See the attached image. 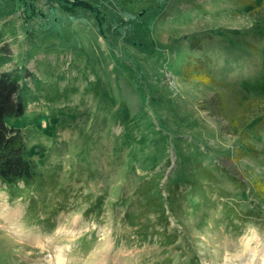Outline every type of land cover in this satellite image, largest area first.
I'll use <instances>...</instances> for the list:
<instances>
[{
  "label": "rangeland",
  "instance_id": "obj_1",
  "mask_svg": "<svg viewBox=\"0 0 264 264\" xmlns=\"http://www.w3.org/2000/svg\"><path fill=\"white\" fill-rule=\"evenodd\" d=\"M2 55L29 103L6 123L51 197L26 216L27 200L0 189V264H264L256 195L232 190L250 217L240 233L230 202L182 172L186 156H217L240 180L264 179V0H0ZM189 58L211 62L210 88L182 82ZM159 148L184 189L144 238L153 216L133 189Z\"/></svg>",
  "mask_w": 264,
  "mask_h": 264
},
{
  "label": "trees",
  "instance_id": "obj_2",
  "mask_svg": "<svg viewBox=\"0 0 264 264\" xmlns=\"http://www.w3.org/2000/svg\"><path fill=\"white\" fill-rule=\"evenodd\" d=\"M79 5L84 9H93L86 2H80ZM10 61L9 57L5 55L0 56V68ZM210 64L211 62L209 60L187 59L184 62L181 72L182 82L195 84L198 88H210L213 85V78L209 69ZM27 96V91L23 88L20 77L14 76L13 72H0V189L9 194L10 197H17V199L24 198V200H27L26 216L28 209L35 204L37 198H40V194H43V202L49 200L51 197L48 188L40 186V183L43 181V176L37 166L24 158L25 142L23 135L18 129L8 126L6 123L9 119L21 118L25 115L29 106ZM234 126L236 125L232 124L233 131L229 129L230 126H226V133L228 132V135L234 133ZM246 140L248 138L245 139L242 137L241 139L240 135H238L237 141L234 144L235 152L236 155H239V159L244 158L246 156L245 154L251 153V147H249V143ZM198 152L200 151L198 150ZM219 153L224 154L223 157L225 159H230L231 153L229 150ZM153 155L156 164L143 170V175L137 178L135 188L133 189L136 198L140 201V210H143L142 212L145 213V218L150 220V215L153 216L151 223L144 227V238H146L147 231L151 228L154 231L152 226L155 227V225H158L164 227L168 224L169 216L167 217L165 203L168 202L172 206L173 204L170 200L172 199L175 203L174 197L176 192L181 190V188L184 189V186L179 181H175V184L171 182L173 180L171 177H174L176 172H178L179 165L176 163V169L169 171L168 168H171L173 165H170L171 160L168 158L169 155H166L165 148H159L153 152ZM216 158L217 156L208 165H203L197 158L191 159L186 156L182 167V172L187 174L186 185L188 188L190 187L194 190L199 187H209L210 193L208 192V195L213 197L215 193H219L220 198L227 199L230 204L227 205L224 216L228 220H231L230 222L233 224L236 223L235 221L238 222L234 227L239 228V232L243 224L248 222L250 217L249 214H238L235 211L237 205L233 199L234 195H231L232 190L235 189L237 192L247 194L254 193L258 200L255 203L256 209L261 214L264 212V179L255 175L247 181L240 180L218 163ZM165 178L168 181V185L167 182L163 183ZM224 179L231 184L232 188L230 190L228 188L223 189L222 183ZM247 184L250 185V188L247 187ZM171 189H173V193ZM176 204L169 210L171 213L174 212V208H177ZM251 204L253 206V203ZM189 208V211L194 212L192 210V203L189 204ZM90 212L92 213L93 210L90 209ZM235 214L238 215V219L234 218ZM135 219L138 220L137 217ZM47 222H50L49 219ZM135 224L132 223V226H135ZM2 259L0 257V263Z\"/></svg>",
  "mask_w": 264,
  "mask_h": 264
}]
</instances>
